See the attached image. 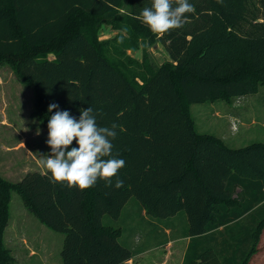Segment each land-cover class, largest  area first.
<instances>
[{
	"label": "trees",
	"instance_id": "obj_1",
	"mask_svg": "<svg viewBox=\"0 0 264 264\" xmlns=\"http://www.w3.org/2000/svg\"><path fill=\"white\" fill-rule=\"evenodd\" d=\"M189 2L195 12L184 27L153 34L138 18L151 0H0V67L8 63L33 86L37 116L47 126L56 111L50 103L77 119L91 106L98 125L118 126L113 156L126 162L111 186L98 180L85 191L51 183L47 170L16 183L0 176V264H16L3 245L12 189L41 223L64 234L63 264L133 258L138 249L119 241L122 229L103 222L119 218L133 196L155 218L185 212L182 264H250L264 228V141L228 146L199 132L189 107L264 85V0ZM105 23L119 33L100 40ZM142 36L163 44L170 60L158 63L145 49L135 75L108 45L137 47Z\"/></svg>",
	"mask_w": 264,
	"mask_h": 264
},
{
	"label": "rangeland",
	"instance_id": "obj_2",
	"mask_svg": "<svg viewBox=\"0 0 264 264\" xmlns=\"http://www.w3.org/2000/svg\"><path fill=\"white\" fill-rule=\"evenodd\" d=\"M253 1L262 6V0ZM112 26L111 23L104 24L98 33L100 40L111 39L119 33ZM124 34L129 37V27ZM147 39L142 36L137 47L124 50L115 48L116 40L113 39L108 45V55L124 71L135 75H139L144 68L145 49L158 63L170 60L163 44ZM155 43L158 44L156 48ZM49 56L53 57L52 54ZM35 96L33 86L18 79L8 63L0 67V176L8 182H18L28 171H46L39 161L51 151L46 144L48 129L35 113ZM189 110L199 132L214 134L228 146L240 147L264 139V85L257 93L245 98L193 103ZM224 111L227 113L224 114ZM184 213L180 215H186ZM183 217L173 220L152 217L143 212L140 201L133 196L119 218L105 215L103 222L120 227L122 235L119 241L138 249L134 258L122 264H181L186 240L176 241L172 246L168 242L179 235L185 236L189 221L186 216ZM64 237L63 233L41 223L28 209L21 194L11 190L3 245L16 264H63L61 251ZM259 244L260 239L257 250ZM169 248L174 254L169 253ZM253 259L258 263L264 262L261 255Z\"/></svg>",
	"mask_w": 264,
	"mask_h": 264
},
{
	"label": "clouds",
	"instance_id": "obj_3",
	"mask_svg": "<svg viewBox=\"0 0 264 264\" xmlns=\"http://www.w3.org/2000/svg\"><path fill=\"white\" fill-rule=\"evenodd\" d=\"M194 12L195 7L189 0H151L138 18L153 34H169L184 27L188 15ZM53 109L56 111L48 118L46 140L51 151L39 161L50 173V182L80 191L94 187L98 180L111 186L126 163L113 156L112 141L117 136L118 126L98 125L91 106L80 110L79 119L68 110H59L55 102L48 106L49 112ZM74 143L77 146H72ZM122 186L123 181L117 179L115 187Z\"/></svg>",
	"mask_w": 264,
	"mask_h": 264
},
{
	"label": "crops",
	"instance_id": "obj_4",
	"mask_svg": "<svg viewBox=\"0 0 264 264\" xmlns=\"http://www.w3.org/2000/svg\"><path fill=\"white\" fill-rule=\"evenodd\" d=\"M250 95V94H249ZM245 96H247V95H244V96H239V97H243V98H245ZM224 114L225 113H227V112H223ZM219 115H220V113H218ZM263 127H264V125H263ZM262 141H264V139H262ZM29 172V171H28ZM27 172V173H28ZM41 172H45V171H41ZM143 212L144 213H146V211L143 209ZM181 213H178V214H176V215H174V216H171V217H168V219H171V220H173V219H183L184 217L183 216H185V215H180ZM178 215H180V217H178ZM186 218V217H185ZM187 219V218H186ZM180 240H186V244H185V247L183 248V255H182V261H183V258H184V256H185V248H187V245H188V243H189V240H190V237H186V236H181V235H179V237H176V238H173V239H171L168 243H169V245L170 246H172L176 241H180ZM176 245V244H175ZM174 245V246H175ZM259 249L257 250V252L256 253H254L252 256H251V258H250V261H249V263L250 264H264V262L263 263H258V262H256V261H254V257L255 256H258V255H261V258H262V260H264V228H263V230H262V233H261V235H260V244H259V247H258ZM169 253H173V250L171 249V248H169ZM180 253V252H179ZM174 254V253H173ZM135 257V256H134ZM133 257V258H134ZM259 259V258H258ZM182 264V263H181Z\"/></svg>",
	"mask_w": 264,
	"mask_h": 264
},
{
	"label": "water",
	"instance_id": "obj_5",
	"mask_svg": "<svg viewBox=\"0 0 264 264\" xmlns=\"http://www.w3.org/2000/svg\"><path fill=\"white\" fill-rule=\"evenodd\" d=\"M158 46V44H155L154 47L156 48Z\"/></svg>",
	"mask_w": 264,
	"mask_h": 264
}]
</instances>
